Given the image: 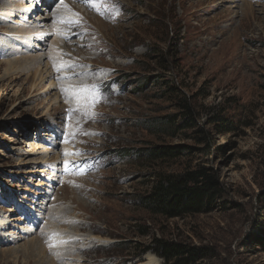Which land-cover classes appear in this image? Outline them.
Listing matches in <instances>:
<instances>
[{
  "label": "rangeland",
  "instance_id": "rangeland-1",
  "mask_svg": "<svg viewBox=\"0 0 264 264\" xmlns=\"http://www.w3.org/2000/svg\"><path fill=\"white\" fill-rule=\"evenodd\" d=\"M107 2L0 0V264H264V0ZM198 171L202 211L142 205Z\"/></svg>",
  "mask_w": 264,
  "mask_h": 264
},
{
  "label": "trees",
  "instance_id": "trees-1",
  "mask_svg": "<svg viewBox=\"0 0 264 264\" xmlns=\"http://www.w3.org/2000/svg\"><path fill=\"white\" fill-rule=\"evenodd\" d=\"M164 150V149H163ZM165 154L166 152H162ZM202 171L190 172L185 176H168L142 198V205L152 212L168 217H178L187 213L200 212L215 197L217 185ZM163 253L169 259L181 252L169 245H163ZM179 260L178 264H186Z\"/></svg>",
  "mask_w": 264,
  "mask_h": 264
},
{
  "label": "bare ground",
  "instance_id": "bare-ground-1",
  "mask_svg": "<svg viewBox=\"0 0 264 264\" xmlns=\"http://www.w3.org/2000/svg\"><path fill=\"white\" fill-rule=\"evenodd\" d=\"M23 1V0H22ZM19 9H23V11H25V10H27L25 7H21L20 8V6H17ZM16 7V8H17ZM16 10H18V9H16ZM3 11H7V10H3ZM7 13V12H6ZM9 13V12H8ZM8 15V14H7ZM65 16V15H64ZM59 17H60V15H59ZM47 18V17H46ZM57 18V17H56ZM61 19H64V21H65V18H61ZM44 20V19H43ZM41 24V23H40ZM40 24H37V23H34L33 24V27H32V29H35V30H33V31H31V30H26V29H24V32H23V34L25 33V35L26 34H31V36H28V38H30V39H32V38H34L35 40L37 39V40H39V41H41V40H43L44 39V37H46L45 35H47L48 33L50 34V31L48 32L47 31V29H46V25H40ZM40 25V27H38ZM38 27V28H37ZM56 27V26H55ZM54 27V28H55ZM48 28V27H47ZM56 29H57V27H56ZM51 30V29H50ZM55 30V29H54ZM52 32V31H51ZM53 32H55V31H53ZM60 32V31H59ZM54 34V33H53ZM65 35V34H64ZM27 37V36H26ZM65 36H62V35H60V36H58V37H55L54 38V40H55V42L53 43V47H52V49H51V51H52V54L54 55V56H58L57 54L59 53V51H60V47H58V45H59V43H60V45L63 43V38H64ZM25 58V57H24ZM35 58L36 57H30V58H27V59H23L24 61H26V63H30L31 61H32V65H33V68L35 69V76L37 77V80H39L41 83L44 81V80H46V79H48V77L50 78V79H52V78H54L55 76H57L56 74H57V69H55V67L54 66H58L57 64H51L50 62H48L46 59H47V57H46V55L45 54H43V55H39V60L37 61V60H35ZM54 59V58H53ZM59 67V66H58ZM59 70V69H58ZM62 75H65V73H61L60 74V76H62ZM64 77V76H63ZM61 79H59V81H60ZM64 80H66V79H64ZM68 80V79H67ZM69 82L70 81H63V80H61V82H60V85H62L61 86V89H63V88H71L70 86H69ZM72 85V84H71ZM55 85H54V83L53 82H51L50 83V87H54ZM55 221H57V219H55ZM45 226L42 228V230L39 232L41 235H43V236H47V237H50V236H53V238H55V237H57L58 235L57 234H55L54 233V231H55V229H54V227L52 226L53 225V220H51V219H49L48 221H47V223H45L44 224ZM2 227V224H0V228ZM60 238V237H59ZM70 238H75V236L74 235H69L68 237H65L64 238V236L63 237H61V239H59V243L60 244H63V243H65V242H67L66 240H68V239H70ZM76 239V238H75ZM77 240V239H76ZM71 249V248H70ZM59 252H61V251H59ZM58 252V253H59ZM58 253L57 252H55L54 253V256L55 255H58ZM62 253L63 252H61V255H58V256H55V260L56 261H58L59 259H63V257L62 256H64V255H62ZM65 253V252H64ZM145 264H156V260L155 259H153V258H151L148 262H146Z\"/></svg>",
  "mask_w": 264,
  "mask_h": 264
},
{
  "label": "snow or ice",
  "instance_id": "snow-or-ice-1",
  "mask_svg": "<svg viewBox=\"0 0 264 264\" xmlns=\"http://www.w3.org/2000/svg\"><path fill=\"white\" fill-rule=\"evenodd\" d=\"M86 2H88L89 5L99 13H103L114 8L113 5L108 4L107 0H86ZM65 91H67V89Z\"/></svg>",
  "mask_w": 264,
  "mask_h": 264
}]
</instances>
